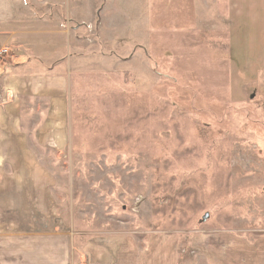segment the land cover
<instances>
[{
  "label": "rangeland",
  "instance_id": "374dc122",
  "mask_svg": "<svg viewBox=\"0 0 264 264\" xmlns=\"http://www.w3.org/2000/svg\"><path fill=\"white\" fill-rule=\"evenodd\" d=\"M29 26L111 58L75 90L73 152H35L79 231L188 232L175 264L207 230L264 235V0H0L8 56Z\"/></svg>",
  "mask_w": 264,
  "mask_h": 264
},
{
  "label": "crops",
  "instance_id": "0c3cea01",
  "mask_svg": "<svg viewBox=\"0 0 264 264\" xmlns=\"http://www.w3.org/2000/svg\"><path fill=\"white\" fill-rule=\"evenodd\" d=\"M54 29L12 30L5 43L18 51L0 59V264H175L177 234L188 232H135L124 222L105 234L79 231L69 187L37 158L73 152L75 90L97 58L111 59L86 57L80 41ZM193 239L204 264H264V235L247 242L212 229Z\"/></svg>",
  "mask_w": 264,
  "mask_h": 264
},
{
  "label": "built area",
  "instance_id": "2783aa9c",
  "mask_svg": "<svg viewBox=\"0 0 264 264\" xmlns=\"http://www.w3.org/2000/svg\"><path fill=\"white\" fill-rule=\"evenodd\" d=\"M8 53H9V49L8 48H1L0 49V57L4 56V55H7ZM5 97H6V94H5L4 90L1 88V85H0V103L3 102Z\"/></svg>",
  "mask_w": 264,
  "mask_h": 264
}]
</instances>
